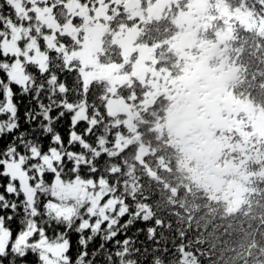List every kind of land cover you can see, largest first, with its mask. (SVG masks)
Masks as SVG:
<instances>
[{"label": "trees", "instance_id": "16d2710c", "mask_svg": "<svg viewBox=\"0 0 264 264\" xmlns=\"http://www.w3.org/2000/svg\"><path fill=\"white\" fill-rule=\"evenodd\" d=\"M211 1L204 11L212 13L202 14L206 21L217 24L215 12L224 10L229 13L222 15L232 18L223 17L218 24H223L222 76L236 73L224 80L220 92L210 95L219 123H223L217 127V136L225 143L217 167H208L201 159L192 126L197 124L196 109H202L198 105L201 95H193L194 87L184 85L199 76L193 78V73L182 69L178 52L173 53L171 70L160 65L159 56L156 69L136 66L138 52L124 54L118 24H110L120 15L110 23L86 21L87 14L102 5L100 0H75L72 7L48 0L43 11H38L40 26L52 29L46 43L53 62H59L57 71L66 79L69 98L93 133L89 139L99 151L111 154L105 164L119 167L121 195L132 197L142 206V214L149 215L160 249L148 254L150 264L156 260L160 264H264V0ZM49 4L55 11H45ZM187 4L178 0L173 11L164 8L154 16L143 12L146 19L142 22L123 14L126 30L135 32L131 45L143 42L149 48L164 44L167 48L174 39L173 48H179L176 41L185 29L182 15ZM244 15L247 20L242 21ZM20 107L22 115L24 105ZM181 110L194 118L184 133L178 132L179 125L187 123L181 121ZM85 127L82 123L78 131L84 132ZM67 128L64 121L60 131L65 142ZM214 168L225 182L244 186L239 204L210 185L207 177ZM12 227L15 232V221ZM75 240L73 234L74 245ZM26 259L34 264V256Z\"/></svg>", "mask_w": 264, "mask_h": 264}, {"label": "snow or ice", "instance_id": "6c2138e0", "mask_svg": "<svg viewBox=\"0 0 264 264\" xmlns=\"http://www.w3.org/2000/svg\"><path fill=\"white\" fill-rule=\"evenodd\" d=\"M46 2L0 0V142L10 138L0 147V264H30L29 255L34 264H150L155 230L121 195L119 167L104 163L111 154L89 139L69 98L46 43L52 29L38 22Z\"/></svg>", "mask_w": 264, "mask_h": 264}, {"label": "rangeland", "instance_id": "374dc122", "mask_svg": "<svg viewBox=\"0 0 264 264\" xmlns=\"http://www.w3.org/2000/svg\"><path fill=\"white\" fill-rule=\"evenodd\" d=\"M112 1H114V2H116V3H120L121 1L122 2H124L125 0H112ZM70 3H72L73 5H74V0H70ZM227 7V6H226ZM227 10H224L223 12L225 13ZM153 12H155V9L153 10ZM135 15H136V13H132L131 15H128L126 18H131V17H135ZM226 15V14H225ZM124 19H125V17H124ZM244 20H247V18H246V16L244 15L243 17H242V21H244ZM262 24V23H261ZM190 40H192V43H193V47H195L197 44H196V41H197V37H193L192 39H190ZM186 47H190V46H186ZM129 50V46L127 45V46H125L123 43H122V51L125 53L126 51H128ZM206 51L207 52H209V46H207L206 47ZM216 52V51H215ZM215 52L213 53V57H214V55H215ZM206 60V59H205ZM84 62L85 63H87L88 62V60L87 59H85L84 60ZM200 62H201V65H207L208 64V60H206L205 62H203L202 61V58L200 59ZM203 69H205V68H203ZM202 69H200L199 71H201ZM195 73H197L198 71H194ZM206 72H208L207 70H206ZM195 75V74H194ZM212 75V74H211ZM229 77V74H227L226 75V77ZM194 77V76H193ZM202 79V78H201ZM189 79H187V81H186V83L184 84L185 85V88L186 89H189L188 87H186V86H193L194 87V94L193 95H195V92H200L201 90L202 91H204V89H203V84H205V82H210V83H213L214 82V85L215 86H217V85H219V83H221L222 84V79L221 80H219V81H216V80H214L213 79V77H211L210 76V72L209 73H207V74H205L204 75V78L199 82V86H198V84L196 83L197 82V79H194V81L193 80H190V81H188ZM206 89V88H205ZM198 94V93H197ZM201 99H200V101L198 102V105H201V107L203 106V108H205L206 110L203 112V115H199V113H200V109L199 108H197L196 109V114L197 115H199L198 117L199 118H201V120L200 121H198V125L200 126V127H198V129H202V124L204 125V129L205 128H209V126H207V123L205 122V118L204 117H207V119H208V115L210 114V113H213L214 111L212 110L213 109V107H212V104L215 102V101H211L210 100V98L208 97V95L207 94H202L201 95ZM194 101V100H193ZM180 112H182V115H185L186 116V119L188 120L189 119V121L190 122H192L193 121V117H192V114L190 113V112H186L185 110H181ZM206 119V120H207ZM182 122H185V119H182L181 120ZM178 123V122H177ZM179 124V123H178ZM188 124V123H187ZM220 124V125H219ZM219 124H217V122L215 123V125H214V127H219V126H222V124L223 123H219ZM188 128V126H185V127H183V126H181V124L179 125V130H178V132L180 133H184V132H186V129ZM199 134V136L200 137H197L198 136V134ZM197 133H196V131H194V135L197 137V140H198V142H201L202 141V143H200V150H199V152H200V154H201V158H202V156H204V154H206V151H207V149L209 148V142L208 141H206L205 142V138H209V137H211V135L207 132V131H203V133H204V135L205 136H201V131H198L197 130ZM200 156V155H199ZM203 159H205V156H204V158ZM209 161V160H208ZM211 162H213V161H211ZM211 162H209L208 163V165L209 164H211ZM218 162V160H214V162L213 163H217ZM219 165V164H218ZM217 164L216 165H212L213 167H217L218 166ZM214 174H212V176L211 177H207V179L209 180V183H210V185H214L215 186V190H218L219 192H221V194L223 195V196H225L226 198H230V200L235 204V205H237V204H239L240 202H241V200L243 199V193H244V191H245V189H244V186H242L240 183H238V182H236V181H231V180H229L228 182H225L224 180H222L221 179V177H222V174L220 173V172H218V171H215V168H214V171H212ZM224 177V176H223Z\"/></svg>", "mask_w": 264, "mask_h": 264}, {"label": "water", "instance_id": "95a60500", "mask_svg": "<svg viewBox=\"0 0 264 264\" xmlns=\"http://www.w3.org/2000/svg\"><path fill=\"white\" fill-rule=\"evenodd\" d=\"M142 5L141 0H128L124 3V8L126 11L139 9ZM221 152L219 144L216 143L214 149L209 153L211 157L216 156Z\"/></svg>", "mask_w": 264, "mask_h": 264}]
</instances>
